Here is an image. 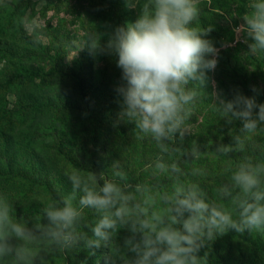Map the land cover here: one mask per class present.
<instances>
[{"label":"rangeland","instance_id":"1","mask_svg":"<svg viewBox=\"0 0 264 264\" xmlns=\"http://www.w3.org/2000/svg\"><path fill=\"white\" fill-rule=\"evenodd\" d=\"M144 2L145 0H132V6H128L125 0H0V198L9 203L8 199L18 192L13 188L20 182L21 164H33L35 168L42 165L43 171L46 166L53 171L52 174H67L69 180L73 167H89L91 155L82 150V144L86 141L84 130L85 126L91 127L95 125V121H100L96 117L103 116L100 105L104 104V96L111 98L107 105L114 110V115L108 118V126L132 153L129 156L130 162L135 164L140 157L130 142L147 140L151 148L150 157L157 156L162 151L155 149L156 141L151 137L139 138L140 133L134 123L121 115L123 110L119 104L122 97L117 91L121 78L115 70L117 58L89 54V44L94 35L105 34L102 35L101 43L105 42L108 38L106 33L117 27L115 16L127 12L132 19L126 23H131L137 18ZM256 2L257 0H201L199 4V17L193 22V26L210 29L206 38L213 42L219 53L215 69L207 73L206 85L199 90L209 96L207 89H212L218 110H221L222 100H232L237 92L247 97L255 96L258 103H264V53L251 51L250 44L253 41L248 35L244 19L253 11L251 6ZM32 20H37L39 26L34 25L29 29L27 25ZM74 51L78 52L77 58L70 60ZM81 55L91 65L86 71V78H89L95 93L88 91L87 102L81 100L80 103L77 96L75 97L74 82L66 73H56L54 70L58 60L73 68ZM227 57L237 63L238 75L235 79L226 77L220 70L219 62ZM189 87L195 88L192 83ZM253 87L259 91L258 95L252 91ZM199 90L196 89L198 98ZM9 94L15 95L14 103L6 99ZM93 96H98L100 102H92ZM189 107L192 114L197 116L196 107L191 104ZM198 122L197 120L183 126L182 137L186 139L194 133ZM1 129L7 131L1 135ZM6 134H10L7 140ZM238 134L246 138L249 144H245L242 150L232 144L231 148L235 150L236 157L242 160L254 153L256 161L252 164H264V122H259L253 132H246L242 121ZM11 140L15 148L8 153L6 148L8 149ZM34 153H38L44 163ZM64 155L70 156L72 164L65 161ZM166 160L171 159L153 160L147 182H152L155 187L137 193L141 202L148 201L146 204L153 206L145 208L146 219H150L153 212H162L165 220L174 213L175 207L165 198L173 196L178 177L171 173L172 164L166 163ZM157 163H163L165 170L156 168ZM198 163L199 161L190 163L189 171L192 174L197 171ZM61 166L63 172L59 173ZM79 174L82 176L80 172ZM198 176L182 181L180 185L186 189L193 184L197 185L207 203L216 207L222 206L234 218L238 217L239 209L234 203V197L240 193L233 187L229 169L217 187L206 186L203 178ZM167 179L171 180L170 189L164 187ZM261 181L264 185V174ZM87 183L89 187L96 188L95 182ZM225 186L232 190V196H225L218 202L219 190ZM40 200L44 202L45 198H31L29 203L35 205V213L18 221L26 224L36 236L35 244L29 247L33 249L37 243L39 252L45 253L61 247L45 239L47 221L40 211ZM12 208L17 213V207ZM78 227L73 226V229ZM230 233H237L238 237L232 235L230 240L225 239L226 245L231 244L229 264H264L257 262L260 260L264 240L258 237H264V233H250L247 230L243 233L231 230ZM124 244L129 247L126 241ZM112 255L113 253L110 258ZM10 260L6 256L0 259V264H8ZM253 260L256 262L252 263Z\"/></svg>","mask_w":264,"mask_h":264},{"label":"clouds","instance_id":"2","mask_svg":"<svg viewBox=\"0 0 264 264\" xmlns=\"http://www.w3.org/2000/svg\"><path fill=\"white\" fill-rule=\"evenodd\" d=\"M200 2L145 0L133 22L106 33L108 38L103 43L102 35L105 34H96L89 44L90 55L117 58L116 66L124 82L117 89L122 97L121 115L134 123L139 138L151 137L164 151L167 146L163 142L180 132L191 116L189 105L198 93L189 87L190 83L204 85L207 73L218 63V49L206 38L210 29L193 26L199 17ZM125 3L132 6V0H125ZM251 7L253 11L244 17L253 41L250 49L253 53H264V0H257ZM34 25L39 26L37 20H32L27 27L31 29ZM77 55L74 51L69 59ZM252 91L259 94L255 87ZM6 99L14 103L16 97L9 94ZM222 110L243 121L246 132H253L259 122H264V103H258L255 96L247 97L237 92L232 100H222ZM220 150L227 153L231 149ZM171 167L179 171L175 164ZM156 168L163 171L165 165L157 163ZM262 174L264 164L250 162L240 163L232 173L233 187L240 193L234 197L239 209L236 218L222 206L207 203L198 186L193 184L187 189L177 185L173 196L165 198L174 200L175 204L174 213L165 220L162 212H153L150 219L139 218L147 215V209L139 204L130 206L133 197L125 194L117 183L105 181L97 190L89 187L87 179L78 171H73L70 174L73 194L63 199V206L53 202L44 209L46 235L51 243L62 248L74 246L77 239L73 226L84 208H92L103 215L92 230L95 238L86 241L91 249L99 248L119 227L129 226L134 234H141L138 242L126 241L131 245L130 251L136 254L134 264H207V254L201 257L199 253L205 242L213 240L217 234L230 229L239 233L246 230L264 233ZM116 175L123 176L122 173ZM77 189L84 194L78 204H74ZM219 192L232 196L227 186ZM12 213V206L0 198V259L14 255L18 264L36 255L29 247L35 244L36 236Z\"/></svg>","mask_w":264,"mask_h":264},{"label":"trees","instance_id":"3","mask_svg":"<svg viewBox=\"0 0 264 264\" xmlns=\"http://www.w3.org/2000/svg\"><path fill=\"white\" fill-rule=\"evenodd\" d=\"M128 14L127 12L117 14L115 16L116 26H123L122 23L126 25V21L132 19ZM229 59L227 57L226 60L224 59L219 62L221 65L220 70L226 77L235 79V76L238 75L237 63ZM75 63L76 65L71 68L69 65L63 64L62 60H58L54 71L56 73H66L75 84V97L77 96V101L80 103L81 100L87 102V92L91 91L90 93H95L92 85L89 83V78H86L88 77L86 71L91 68V65L84 55L79 56ZM115 70L121 78V70L118 67ZM123 83L122 79H120L118 88ZM192 84L198 90L206 85H199L196 82H192ZM207 90L209 96L201 92L202 90H199V98L196 96L191 103V106L197 109V116H194L191 112V116L183 125L195 123L198 120L197 130L186 139L182 137L181 131L174 134L171 140L163 142L167 146V151L162 150L156 142L155 149L159 148L162 151L159 155L153 157H150L151 148L147 140L142 139L130 142L133 145V150L140 155L135 164L129 160V156L132 153L127 150V145L119 141L117 134L108 126V118L114 115V110L113 107L109 109L107 105L111 98L104 96L102 98L104 104L100 105L103 116L96 117L95 119H99L100 121H95L94 126H85L84 130L86 141L82 144V150L91 155V164L89 167H73V171L77 170L87 181L95 182L97 190H99L105 181L117 183L125 194L133 197V200L130 201V206L139 204L142 208H153L152 205L141 202L137 193L155 187V184L152 182H147V177L153 160L159 158L171 159L165 162L172 165L175 164L179 169V171H174L171 168V173L175 177H178L175 187L180 185L182 181L191 180L194 176L199 177L198 175L206 182V186L215 185L217 187L222 182L221 180L228 169L232 175L240 163L255 162L256 154L252 153L249 158L246 157L242 160L236 157L235 150L231 148V145L234 144L242 150L245 144H249L246 138L238 134L242 121L225 114L222 106H220L221 110H218L219 107L215 106L213 100L212 89ZM100 100L98 96H93L92 98V102L94 103H98ZM119 105L121 107V104ZM83 121H85V116H83ZM6 131V129L2 130L1 135ZM9 138L10 134H6L5 139ZM61 147H63V142ZM224 147H229L231 150L224 153L220 150ZM14 148L15 146L11 140L6 150L10 153ZM33 155L40 162L44 163L38 153H34ZM63 157L66 162L72 164L69 155H64ZM194 161H199V163L197 171L195 174H192L189 169L190 163ZM41 168L42 165L35 168L33 164H21L20 166V182L13 188V190H17L18 192L15 196L8 199L12 207H17V213L12 208V214L17 220L24 219L35 213V205L29 203L31 198H45L44 202L40 200V204L42 205L40 211L44 214L46 207L44 205L56 202L59 206H63V199L73 194L72 183L67 174H52L53 171L48 170L46 166L45 171L41 170ZM61 172H63V166L59 168V173ZM116 173H122L123 176H117ZM164 187L170 189L171 180H165ZM83 194L81 189H77L74 194L75 200L73 203L78 204ZM224 198L225 196L220 193L217 196V201L219 202ZM169 203L175 207L174 200ZM102 215V212L95 209L84 208L82 216L74 224V226H79L73 229L77 239V243L74 246L67 249L58 247V249L47 250L45 253H41L37 249L36 243V246L33 248L36 255L27 261L21 260L18 264H133L132 261H135L137 258L136 254L130 251V244L129 247H125L124 243L128 240L138 242L141 239V234L139 232L134 234L129 226H121L116 231L111 232L109 239L102 242L99 248L91 249L86 246L88 239L95 238L92 230ZM139 218L146 219V216L141 215ZM133 219H136V217ZM79 229L80 231H78ZM230 231L231 229L223 234H217L213 240L205 242V247L200 250L199 254L201 257L207 254V264H229L231 253L229 246L231 244L228 243L226 245L225 239L230 240L232 235L238 237L237 233L233 234ZM258 238L264 239L262 236ZM45 239L49 240L47 235H45ZM261 249L260 260L257 262H264V240ZM111 253L113 255L110 258ZM255 255L257 256V252ZM9 258L11 260L8 264H17L14 255H9ZM255 262L256 260L252 261V263Z\"/></svg>","mask_w":264,"mask_h":264}]
</instances>
